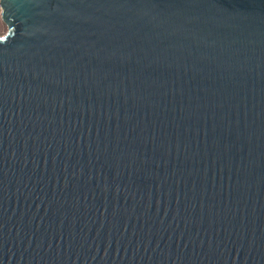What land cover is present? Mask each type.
<instances>
[{
    "label": "water",
    "instance_id": "water-1",
    "mask_svg": "<svg viewBox=\"0 0 264 264\" xmlns=\"http://www.w3.org/2000/svg\"><path fill=\"white\" fill-rule=\"evenodd\" d=\"M0 6V264H264V0Z\"/></svg>",
    "mask_w": 264,
    "mask_h": 264
},
{
    "label": "rangeland",
    "instance_id": "rangeland-1",
    "mask_svg": "<svg viewBox=\"0 0 264 264\" xmlns=\"http://www.w3.org/2000/svg\"><path fill=\"white\" fill-rule=\"evenodd\" d=\"M7 31H8V27L2 19L1 6H0V36L4 35Z\"/></svg>",
    "mask_w": 264,
    "mask_h": 264
}]
</instances>
